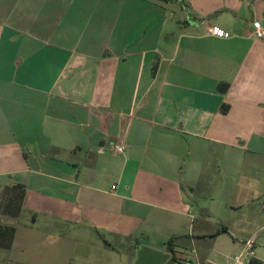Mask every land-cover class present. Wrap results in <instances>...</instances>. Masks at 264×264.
I'll list each match as a JSON object with an SVG mask.
<instances>
[{
	"label": "crops",
	"instance_id": "1",
	"mask_svg": "<svg viewBox=\"0 0 264 264\" xmlns=\"http://www.w3.org/2000/svg\"><path fill=\"white\" fill-rule=\"evenodd\" d=\"M255 23L264 0H0V202L24 188L17 216L0 211L15 227L0 264H182L224 240L231 255L264 245L262 214H239L264 197Z\"/></svg>",
	"mask_w": 264,
	"mask_h": 264
},
{
	"label": "trees",
	"instance_id": "2",
	"mask_svg": "<svg viewBox=\"0 0 264 264\" xmlns=\"http://www.w3.org/2000/svg\"><path fill=\"white\" fill-rule=\"evenodd\" d=\"M219 88L223 91H225L228 88L227 83H220ZM224 106L222 105V109ZM24 195V188L21 185H14L10 188H7L4 190V195L3 198L0 202V211L2 212H8L13 216H17L22 208V198ZM15 227L11 225H1L0 224V246L1 247H9L13 235H14ZM219 232H226V228H223L219 230ZM175 237L170 238L166 243L165 246L167 249L172 252V257L170 262H175L176 258L173 255L174 248H173V241ZM256 261H252V264H257L255 263Z\"/></svg>",
	"mask_w": 264,
	"mask_h": 264
},
{
	"label": "built area",
	"instance_id": "3",
	"mask_svg": "<svg viewBox=\"0 0 264 264\" xmlns=\"http://www.w3.org/2000/svg\"><path fill=\"white\" fill-rule=\"evenodd\" d=\"M211 32L213 35H216L218 37H226L228 35L224 30L217 27L211 28ZM255 35L258 39L264 40V27L260 26L258 23H255ZM125 147V144L119 142L113 143L111 145V148L115 153H122ZM114 188L115 186L111 187V189ZM254 245L255 236H251L243 242L242 247L236 253L227 258L228 261L225 264H252V261H254L255 259ZM190 252L193 255L191 257L184 258L181 261L182 264H219L211 261H200L194 248H192Z\"/></svg>",
	"mask_w": 264,
	"mask_h": 264
},
{
	"label": "rangeland",
	"instance_id": "4",
	"mask_svg": "<svg viewBox=\"0 0 264 264\" xmlns=\"http://www.w3.org/2000/svg\"><path fill=\"white\" fill-rule=\"evenodd\" d=\"M259 187H264V181H262V183ZM198 202L201 203V202H203V200H199ZM256 202H259V204L244 206L240 210L239 214H241V213L243 214V213H247V212L250 213L251 211L256 210L259 212V214H262V218H264V210H262V208H264V207H262V205H264V197H260ZM231 216H232V212H229L226 219L228 220L227 223H229L230 226L233 227V225H231V224L234 222L231 219ZM262 221H264V219H262ZM260 236L262 238H264V230H262L260 232ZM229 238H230V236H229ZM221 239L222 240L228 239V236H223V238H221ZM235 250H237V249L235 248L234 245L231 244V242H229V240H227V241L224 240L219 244V246H217L214 249V251L210 252L211 253L210 254L211 260L210 261L214 262V263L225 264L228 261V259L226 257H229L233 252H235ZM254 250H255V248H254ZM255 252L262 260H264V245H257Z\"/></svg>",
	"mask_w": 264,
	"mask_h": 264
}]
</instances>
